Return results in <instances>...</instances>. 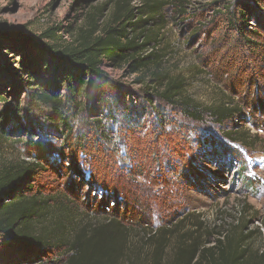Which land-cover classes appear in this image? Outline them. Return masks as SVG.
<instances>
[{"label":"rangeland","instance_id":"obj_1","mask_svg":"<svg viewBox=\"0 0 264 264\" xmlns=\"http://www.w3.org/2000/svg\"><path fill=\"white\" fill-rule=\"evenodd\" d=\"M103 4L105 19L114 6L108 0H0V110L24 107L36 83L47 87L52 65L41 58L42 70L27 80L18 64L27 59L36 70L30 57L38 34L57 24L77 28ZM142 4L128 0L133 8ZM149 22L163 67L186 77V93L201 106L235 105L238 113L222 123L208 113L192 120L179 106L144 95L125 67H108L102 94L81 97L82 110L68 114L71 132L48 108L23 112L20 122L33 130L8 132L0 162L37 159L45 166L31 180L53 206L48 213H98L103 220L117 206L116 213L140 218L150 230L169 229L163 258L172 245H211L235 226L250 234L251 250L264 249V0H169ZM5 31L31 41L11 48ZM56 91L66 95L60 84ZM56 254L0 244V264H39Z\"/></svg>","mask_w":264,"mask_h":264},{"label":"trees","instance_id":"obj_2","mask_svg":"<svg viewBox=\"0 0 264 264\" xmlns=\"http://www.w3.org/2000/svg\"><path fill=\"white\" fill-rule=\"evenodd\" d=\"M108 1L114 6L105 19L101 13L103 4L87 13L77 28L61 29L57 24L38 34L32 44L36 51L30 57L36 70L27 68V59L18 64L30 80L35 78V71L42 70V58L52 65L51 78L47 87L40 83L31 87L32 101L24 107L14 104L0 110V142L8 139L4 137L8 132L33 130L20 122L22 113L42 114L43 108H48V115L71 132L68 114L82 110L81 97L91 93L98 98L102 94L108 67H125L128 73L136 74L144 95L179 106L184 116L192 120L200 121L208 113L222 123L239 112L237 106L224 103L199 105L186 93V77L171 74L163 67L164 53L158 48L156 24L150 25L149 20L158 16L169 0H143L137 8L130 7L128 0ZM4 33L14 49L23 50L25 43L31 41L18 32ZM59 84L66 88V95L56 91ZM0 100L5 101L2 97ZM13 120L19 123L17 128L8 126ZM239 135L242 139L243 133ZM35 160L0 162V244L10 241L33 245L46 252L57 251L55 257L39 264H264V249L251 250L247 243L250 234L243 233L239 226L223 235L218 233L211 245L195 242L172 245L171 255L166 253L163 258L166 236L171 231L164 227L150 230L140 218L116 213L117 206L111 208L114 213L104 214L103 220L96 217L98 213H92L96 215L93 218L86 217L88 213H48L53 206L31 180L37 170H45ZM76 173L85 186L84 175Z\"/></svg>","mask_w":264,"mask_h":264},{"label":"snow or ice","instance_id":"obj_3","mask_svg":"<svg viewBox=\"0 0 264 264\" xmlns=\"http://www.w3.org/2000/svg\"><path fill=\"white\" fill-rule=\"evenodd\" d=\"M123 150V149H122Z\"/></svg>","mask_w":264,"mask_h":264}]
</instances>
